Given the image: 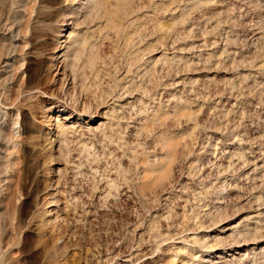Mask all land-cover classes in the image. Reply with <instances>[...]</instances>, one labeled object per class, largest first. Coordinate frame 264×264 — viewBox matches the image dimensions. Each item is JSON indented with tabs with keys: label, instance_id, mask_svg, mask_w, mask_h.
I'll return each instance as SVG.
<instances>
[{
	"label": "rangeland",
	"instance_id": "obj_1",
	"mask_svg": "<svg viewBox=\"0 0 264 264\" xmlns=\"http://www.w3.org/2000/svg\"><path fill=\"white\" fill-rule=\"evenodd\" d=\"M0 8V264H264V0Z\"/></svg>",
	"mask_w": 264,
	"mask_h": 264
},
{
	"label": "bare ground",
	"instance_id": "obj_2",
	"mask_svg": "<svg viewBox=\"0 0 264 264\" xmlns=\"http://www.w3.org/2000/svg\"><path fill=\"white\" fill-rule=\"evenodd\" d=\"M7 7V6H6ZM4 9H5V7H3ZM1 9V8H0ZM2 10V9H1ZM9 10V9H8ZM4 10H3V15L5 16V14H4ZM9 12H10V10H9ZM0 14H2V12L0 13ZM10 14V13H9ZM9 14H7V16L9 15ZM3 15H0V17H2ZM3 16V17H4ZM2 17V18H3ZM6 17V16H5ZM4 17V18H5ZM1 18V19H2ZM8 18V17H7ZM9 19V18H8ZM4 20V19H3ZM8 22L10 21V20H7ZM7 21H5V22H7ZM4 22V21H3ZM4 22V25H2L1 24V26H0V29H2V30H5V31H9L10 29H12L13 28V26L12 27H7V24ZM20 31V30H19ZM17 36V35H16ZM13 39V38H12ZM5 41V40H4ZM12 44V43H11ZM7 45L8 44H5V43H2L1 45H0V67H1V64L3 63V62H5L6 60H4L3 58H4V56H5V51H7L6 49L8 48L9 49V52H10V50L13 48L11 45H8L9 47H7ZM13 45V44H12ZM16 47H18L17 45H16ZM15 50H16V48H15ZM8 52V51H7ZM6 52V53H7ZM9 52L7 53V55L9 54ZM12 52V51H11ZM21 68V67H20ZM1 72V71H0ZM14 72V71H13ZM13 74V73H12ZM18 74V73H17ZM13 75H15L16 76V74H13ZM12 76V75H11ZM14 77V76H13ZM9 78V77H8ZM2 79V78H1ZM5 79V78H4ZM9 80H10V78H9ZM4 82H6V79H5V81ZM0 83H2L1 82V80H0ZM8 82H6V83H4V85H3V87L5 88H7L8 87ZM0 86H2L1 84H0ZM2 88V87H1ZM3 92V91H2ZM12 93V92H11ZM6 96H8V95H6ZM8 97H10V96H8ZM6 99H7V97H6ZM1 103V102H0ZM0 117H3L5 114L2 112V108H1V106H0ZM56 127V126H55ZM2 134V126L0 125V135ZM17 134V133H16ZM7 138V137H6ZM209 262V261H208Z\"/></svg>",
	"mask_w": 264,
	"mask_h": 264
}]
</instances>
